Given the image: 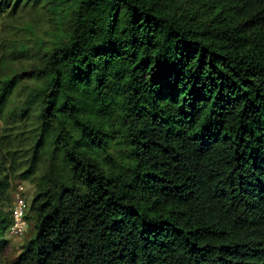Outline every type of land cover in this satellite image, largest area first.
Wrapping results in <instances>:
<instances>
[{
  "label": "trees",
  "instance_id": "trees-1",
  "mask_svg": "<svg viewBox=\"0 0 264 264\" xmlns=\"http://www.w3.org/2000/svg\"><path fill=\"white\" fill-rule=\"evenodd\" d=\"M264 264V0H0V264Z\"/></svg>",
  "mask_w": 264,
  "mask_h": 264
},
{
  "label": "rangeland",
  "instance_id": "rangeland-1",
  "mask_svg": "<svg viewBox=\"0 0 264 264\" xmlns=\"http://www.w3.org/2000/svg\"><path fill=\"white\" fill-rule=\"evenodd\" d=\"M17 182L13 183V186L10 190V194L13 197L14 201H16V193L18 192V189L20 190V187L23 188V193L20 196L26 201L27 209L26 214L29 212V206L32 199V191L33 188L28 182H24L23 185H19L17 187ZM35 235L34 231V224L33 221L28 220L26 229L23 231V233H12L8 232L7 238L9 240V248L5 251L3 257H2V264H18L17 259L19 254L22 251V248L29 239H31Z\"/></svg>",
  "mask_w": 264,
  "mask_h": 264
},
{
  "label": "built area",
  "instance_id": "built-area-1",
  "mask_svg": "<svg viewBox=\"0 0 264 264\" xmlns=\"http://www.w3.org/2000/svg\"><path fill=\"white\" fill-rule=\"evenodd\" d=\"M23 193V188L20 187L16 193V201L13 203L12 215L14 218L13 224L10 227V232L12 233H23L27 226L26 219V201L20 196Z\"/></svg>",
  "mask_w": 264,
  "mask_h": 264
}]
</instances>
